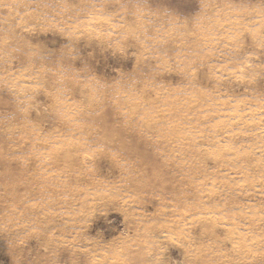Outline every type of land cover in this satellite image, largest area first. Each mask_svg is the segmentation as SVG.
<instances>
[{
    "label": "rangeland",
    "instance_id": "374dc122",
    "mask_svg": "<svg viewBox=\"0 0 264 264\" xmlns=\"http://www.w3.org/2000/svg\"><path fill=\"white\" fill-rule=\"evenodd\" d=\"M0 264H264V0H0Z\"/></svg>",
    "mask_w": 264,
    "mask_h": 264
}]
</instances>
